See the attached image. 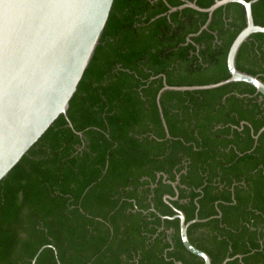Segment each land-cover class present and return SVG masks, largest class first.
<instances>
[{"label": "trees", "instance_id": "16d2710c", "mask_svg": "<svg viewBox=\"0 0 264 264\" xmlns=\"http://www.w3.org/2000/svg\"><path fill=\"white\" fill-rule=\"evenodd\" d=\"M184 2L114 0L70 101L73 127L61 114L0 181V264H31L44 245L36 264H204L184 246L179 218H162L173 206L207 219L188 235L212 264H264V131L253 135L264 126V96L243 81L166 90L169 135L157 101L164 79L230 76L245 8L220 6L201 30L207 12L169 11ZM252 8L264 25V0ZM237 67L264 81V33L242 44Z\"/></svg>", "mask_w": 264, "mask_h": 264}, {"label": "water", "instance_id": "95a60500", "mask_svg": "<svg viewBox=\"0 0 264 264\" xmlns=\"http://www.w3.org/2000/svg\"><path fill=\"white\" fill-rule=\"evenodd\" d=\"M256 1L215 0L209 7H201L195 0H185L183 4L170 8V12L185 7L207 12L209 18L202 30L208 26L215 9L228 3H240L245 8L246 25L230 45L228 78L201 85H169L164 79L157 101L168 135L160 104L161 95L166 90L211 89L243 81L253 85L264 96V81L259 75L237 67V55L242 44L251 34L264 33V25L254 20L252 5ZM113 3L114 0H0V181L61 114L73 127L68 117L70 101L94 56ZM263 131L264 126L253 134L254 138L257 140ZM170 182L176 188L178 180ZM164 198L169 202L177 196L166 194ZM173 208L174 215H162V218H179L184 246L203 258L204 264H212L211 256L196 247L188 235L191 224L207 219L196 215L194 219L187 220L183 210ZM47 246L39 249L31 264H36L39 254ZM231 259L226 257L223 264ZM178 263L183 264L182 261Z\"/></svg>", "mask_w": 264, "mask_h": 264}]
</instances>
